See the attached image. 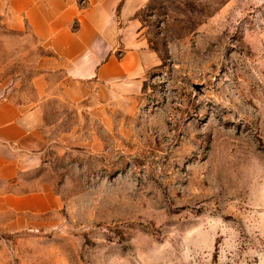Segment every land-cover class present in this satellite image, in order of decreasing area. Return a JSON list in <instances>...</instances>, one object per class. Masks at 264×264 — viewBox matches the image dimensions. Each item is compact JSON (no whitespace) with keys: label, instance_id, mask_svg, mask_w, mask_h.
Masks as SVG:
<instances>
[{"label":"rangeland","instance_id":"1","mask_svg":"<svg viewBox=\"0 0 264 264\" xmlns=\"http://www.w3.org/2000/svg\"><path fill=\"white\" fill-rule=\"evenodd\" d=\"M139 19L160 64L136 111L51 104L50 136L76 132L21 173L49 208L0 213V264H264V0H148ZM21 35L0 19L29 96L44 52Z\"/></svg>","mask_w":264,"mask_h":264},{"label":"crops","instance_id":"2","mask_svg":"<svg viewBox=\"0 0 264 264\" xmlns=\"http://www.w3.org/2000/svg\"><path fill=\"white\" fill-rule=\"evenodd\" d=\"M147 1L0 0L2 25L21 39H35L44 52L36 59L29 96L14 90L0 64V213L49 208L41 189H18L21 173L39 167L48 148L76 132L50 136L61 121L48 122L51 104L106 118L134 114L147 72L160 64L139 19Z\"/></svg>","mask_w":264,"mask_h":264}]
</instances>
